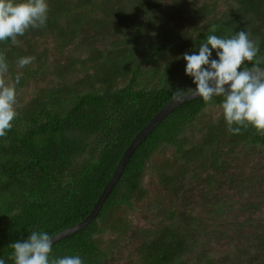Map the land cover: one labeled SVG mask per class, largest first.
<instances>
[{"label": "trees", "instance_id": "trees-1", "mask_svg": "<svg viewBox=\"0 0 264 264\" xmlns=\"http://www.w3.org/2000/svg\"><path fill=\"white\" fill-rule=\"evenodd\" d=\"M164 1L46 0L45 27L29 28L17 37V44L11 38L0 42L11 74L6 81L15 84L22 73L15 84L18 115L0 137V264H14L10 245L27 239L31 231L52 236L91 212L135 135L176 90L187 93L196 87L185 74V52L198 54L209 35L229 38L244 30L258 41L257 59L264 67V0L203 2L196 12L204 22L187 40L164 20L160 9ZM168 1L179 8L183 0ZM220 1L227 2L222 11ZM40 38L53 39V50L61 55L79 40L85 55L50 61V49L41 47ZM28 56L34 57L32 63L19 68L17 61ZM211 58L217 59L215 50ZM242 67L251 68L252 63ZM50 73L59 79L57 84L20 95L33 80ZM222 100L214 96L205 103L193 98L168 114L134 150L98 214L55 242L50 258L79 255L83 264H111L117 261L115 251L122 255L126 251L119 246L125 242L138 264H243L237 256L252 248L258 253L252 252L248 261L264 264V230L258 232L247 223V216L240 220L231 212L235 201L216 191L229 187L238 194L252 192L238 176L220 181L234 175L230 171L234 159L222 146L231 142L264 146V135L251 126L239 135L229 134ZM212 105L221 108L217 120L190 129ZM167 148L171 159L154 164L156 154ZM147 172L167 191L156 204L164 220L151 228L116 216L119 209L135 211L149 199ZM204 182L205 215L164 208L167 197L191 200ZM253 203L240 201L238 214L257 209L261 202ZM105 235L115 236L105 241ZM219 244L236 249L227 248L221 255Z\"/></svg>", "mask_w": 264, "mask_h": 264}, {"label": "clouds", "instance_id": "clouds-1", "mask_svg": "<svg viewBox=\"0 0 264 264\" xmlns=\"http://www.w3.org/2000/svg\"><path fill=\"white\" fill-rule=\"evenodd\" d=\"M47 12L46 0H0V42L11 38L17 44V37L29 28L45 27ZM250 35L244 30L229 38L209 35L199 45L198 54H183L187 62L185 74L193 78L196 86L188 88L187 94L200 97L205 103L214 96L223 97L220 107L231 135H239L250 126L264 135V68L259 67L262 61L257 59L259 43ZM213 50L217 59L211 58ZM33 60L31 56L21 57L17 65L23 68ZM246 62H251L252 67H242ZM8 69L5 55L0 54V137L11 129L18 115L15 84L20 82L22 73L16 75L13 84L5 79ZM173 95L182 99L185 90L178 89ZM52 246L47 232L31 231L27 239L10 245V259L14 264H83L79 255L50 258Z\"/></svg>", "mask_w": 264, "mask_h": 264}, {"label": "rangeland", "instance_id": "rangeland-1", "mask_svg": "<svg viewBox=\"0 0 264 264\" xmlns=\"http://www.w3.org/2000/svg\"><path fill=\"white\" fill-rule=\"evenodd\" d=\"M179 1V0H178ZM212 1V0H183L182 5L179 8H176V5L171 3L168 0H165L161 4V11L164 15V20L176 30L178 35L184 39H191L194 35L195 30L200 27L204 20L202 16L196 12V8L200 6L203 2ZM197 2L196 5L192 3ZM227 8V2L220 1L218 5V10L222 11ZM178 10L177 13L174 11ZM40 38L41 47L43 48L45 45L50 49L49 60H58L63 62V57L67 55H75L83 57L85 54L80 53V46L78 44L79 40H76L71 46L67 47L64 50L63 55H61L58 51L55 52L53 50V39L49 38ZM38 40V41H39ZM187 43L182 45L181 50L185 49ZM180 50V51H181ZM53 73H50V76L45 77L44 79H36L33 80L31 85L24 87L20 91V95L25 97L26 95L30 96L32 90L34 88L52 86L57 84L59 79L53 76ZM6 79L11 80V74L6 75ZM10 83L12 81H9ZM221 114V108L217 105H212L204 109L203 112L198 116L196 121L192 124L190 129L197 130V127L207 126L212 121H216L217 118ZM189 129V130H190ZM225 151L229 150V156L234 159L232 165L230 166V171L234 173L232 177H221L220 181L223 180L225 183L229 182L235 176H238V179L242 181V186L250 185L252 190L249 194H238L235 190L231 188L224 187L221 189L220 187L216 189L217 194L219 196L225 197L228 200H234V207H232V213H236L237 217L239 216L240 220L249 218L252 222V225L258 230H264V146H254L250 143H226L222 146ZM171 148L160 150L153 159L154 164H159L165 159H171ZM150 172H147L144 178V184L146 188L149 190V199L143 203H140L136 206L135 211H130L126 209H119L116 211V216L124 218L125 216L129 218L133 225L143 228H151L153 225H159L161 221L164 220V213L159 215V209H157V199H161V196H164L167 191L159 187L158 183L155 179L150 178ZM151 177L154 178L153 175ZM208 186L203 184V189L197 190L192 199H182L180 198H172L167 197V205L164 208H177L178 210H187L192 211L195 214L205 215V199L202 195H204V188ZM213 195V194H211ZM181 196V195H180ZM210 196V195H209ZM251 201L255 203H259V206L255 210H249L244 212L242 215L238 214V208L240 207V201ZM263 200V201H262ZM235 209V211H234ZM181 223V222H180ZM259 232V231H258ZM115 236V235H114ZM113 235H105L104 240L107 241L109 238H113ZM103 242L105 243V241ZM235 246V242H233ZM122 250H126L123 255L120 252H114V262L111 264H138L136 263V259L134 256H130V249L126 246L125 242L120 243ZM233 245L228 247L226 245L219 244L216 247L219 249L221 255L225 253L228 249L234 250L236 249ZM228 248V249H227ZM133 251V248H132ZM134 252V251H133ZM252 252L258 253L255 251V248H252L250 252L241 251L240 255L237 257L243 260V264H252L248 261L249 257L252 256ZM259 254H263V252L259 251ZM256 264V263H255ZM258 264V263H257Z\"/></svg>", "mask_w": 264, "mask_h": 264}, {"label": "water", "instance_id": "water-1", "mask_svg": "<svg viewBox=\"0 0 264 264\" xmlns=\"http://www.w3.org/2000/svg\"><path fill=\"white\" fill-rule=\"evenodd\" d=\"M261 68H264V67H261ZM193 98H197V97H194L191 94H187V93H185V96L182 99L177 98V97L172 98L148 121V123L144 125V127L135 135V137L132 139V141L126 148L112 176L110 177L106 186L102 190L91 212L80 222L74 225H71L69 227H66L58 231L57 233L53 234L51 236L53 244L59 241L60 239L82 229L98 214L100 208L102 207L104 200L106 199V197L109 195V193L115 186L128 160L130 159L132 153L137 148V146L140 144V142L175 108H177L179 105H181L185 101L193 99Z\"/></svg>", "mask_w": 264, "mask_h": 264}]
</instances>
